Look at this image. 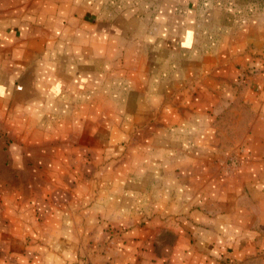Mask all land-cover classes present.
I'll list each match as a JSON object with an SVG mask.
<instances>
[{
    "label": "crops",
    "instance_id": "1",
    "mask_svg": "<svg viewBox=\"0 0 264 264\" xmlns=\"http://www.w3.org/2000/svg\"><path fill=\"white\" fill-rule=\"evenodd\" d=\"M0 264H264V0H0Z\"/></svg>",
    "mask_w": 264,
    "mask_h": 264
}]
</instances>
